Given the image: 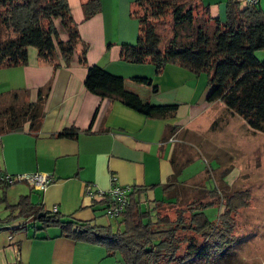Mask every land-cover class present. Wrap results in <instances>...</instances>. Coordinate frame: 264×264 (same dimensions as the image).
Wrapping results in <instances>:
<instances>
[{
  "label": "crops",
  "instance_id": "obj_1",
  "mask_svg": "<svg viewBox=\"0 0 264 264\" xmlns=\"http://www.w3.org/2000/svg\"><path fill=\"white\" fill-rule=\"evenodd\" d=\"M67 1L87 45L88 64L121 75L125 89L136 92L142 101L175 104L176 108L161 115H146L119 99L100 97L91 86L104 78L90 74L78 61L79 48L69 63L59 58L60 65L54 67L29 46L25 64L0 67V100L10 91H24L23 98L34 101L39 87L48 82L50 90L37 128L29 129L26 122L21 130L0 132V176L5 181L7 175L39 171L49 174L52 180L44 190L25 181L0 184V199L4 197L0 217L7 213V202L14 203L20 195L29 194L32 203L63 219L113 226V218L102 210L103 201L88 193V185L105 191L111 184L144 187L141 198L150 202L156 199V191L165 196L164 186L171 181L175 182V191L181 186L194 190L196 175H181L197 156L193 148V137L200 132L197 122L216 104L225 115L227 110L229 118L233 114L222 102L206 100L207 79L201 82L199 75L177 63H166L158 71L151 62L122 59L120 45L134 44L138 34V20L136 23L131 14L133 0H117L115 15L128 20L129 25L116 38H111L109 30L114 13L112 0H100V10L87 19L82 0ZM239 1L246 4V0ZM203 2L208 4L211 16L225 19L226 0ZM256 4L264 12V0ZM133 76L147 77L151 83L136 82ZM66 128H76L77 132L59 135ZM0 264H120V255H109L100 245L75 241L63 235L58 226H41L29 216L0 220Z\"/></svg>",
  "mask_w": 264,
  "mask_h": 264
},
{
  "label": "trees",
  "instance_id": "obj_2",
  "mask_svg": "<svg viewBox=\"0 0 264 264\" xmlns=\"http://www.w3.org/2000/svg\"><path fill=\"white\" fill-rule=\"evenodd\" d=\"M81 6L87 19L100 10V0H82ZM225 10L226 17L221 20L210 15L203 0H133L131 14L138 20L137 39L134 44L120 45L121 57L129 62H151L158 71L172 62L196 75L205 72L209 86L206 100L222 102L231 114L242 117L250 130L264 133V12L256 3L241 5L239 0H226ZM57 19L65 38L60 36ZM159 23H167L170 30L164 43ZM29 46L54 67L60 65L59 58L69 63L79 48L78 61L90 74L104 78L91 86L100 97L119 99L146 115H161L176 108L175 104L144 102L136 92L125 89L121 75L88 64L87 45L67 0H0V67L25 64ZM132 80L151 83L143 76H133ZM49 90L50 82L39 87L34 101L24 99V91H10L0 100V132L21 130L26 122L29 129L37 128ZM76 132V128H66L59 135ZM0 184L9 185L2 176ZM145 190L131 187L125 209L113 217L116 229L111 224L63 219L32 203L29 194L20 195L14 203L7 202V213L0 220L32 216L41 226H58L63 235L75 241L100 245L109 255L118 253L120 264H180L197 257L208 260L224 255L237 239L232 216L247 205L249 198L245 190H233L223 198L215 186L203 189L209 195L206 199L194 197L179 204L175 182L171 181L164 186L165 196L143 208L141 195ZM170 190L174 191L171 195L167 193ZM166 204L175 206L173 218L160 213L159 207ZM211 204L224 207L215 221L203 211Z\"/></svg>",
  "mask_w": 264,
  "mask_h": 264
},
{
  "label": "rangeland",
  "instance_id": "obj_3",
  "mask_svg": "<svg viewBox=\"0 0 264 264\" xmlns=\"http://www.w3.org/2000/svg\"><path fill=\"white\" fill-rule=\"evenodd\" d=\"M117 6L118 1L112 0L114 13L109 29L111 38L119 36L129 25L128 20L116 17ZM55 21L60 36L65 37L59 20ZM134 21L137 23V18L134 17ZM158 30L164 43L170 36L168 24L159 23ZM257 56H262V50L257 51ZM198 77L203 83L207 79L205 72H201ZM220 109L218 104L211 106L197 122L200 132L193 137L196 138L193 148L197 156L184 167L181 175V178H187L195 174L196 189L181 186L176 191L178 203L184 204L194 197L206 199L208 193L199 188L209 190L215 186L223 198L233 190L248 191L249 198L247 205L240 207L232 216L237 239L224 255L208 260L197 257L180 264H264V133L249 130L242 117L233 114L229 118L227 110L225 115ZM227 171L229 173L224 181L221 174ZM156 192V199L163 197V193L160 195L159 191ZM171 192L168 191L169 194ZM150 203L144 200L142 207L152 206ZM223 208V204H211L205 206L203 211L210 220L215 221ZM174 209L175 206L170 204L159 207L160 213H167L172 218L175 215ZM112 223L116 229L114 219Z\"/></svg>",
  "mask_w": 264,
  "mask_h": 264
},
{
  "label": "built area",
  "instance_id": "obj_4",
  "mask_svg": "<svg viewBox=\"0 0 264 264\" xmlns=\"http://www.w3.org/2000/svg\"><path fill=\"white\" fill-rule=\"evenodd\" d=\"M257 0H246V4L256 3ZM7 184H13L16 181H25L32 187L44 190L51 182L52 177L44 172H22L15 175H7L4 177ZM113 181V177H111ZM87 191L94 198L103 201V212L109 217H118L121 215L128 200V194L131 191L130 186H119L111 184L107 191L101 189H94L88 185Z\"/></svg>",
  "mask_w": 264,
  "mask_h": 264
}]
</instances>
